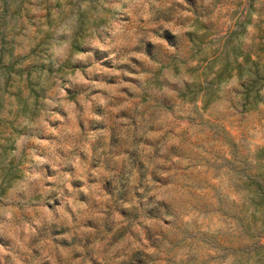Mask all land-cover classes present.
Segmentation results:
<instances>
[{
    "label": "rangeland",
    "instance_id": "374dc122",
    "mask_svg": "<svg viewBox=\"0 0 264 264\" xmlns=\"http://www.w3.org/2000/svg\"><path fill=\"white\" fill-rule=\"evenodd\" d=\"M252 61L264 0H0V264H264Z\"/></svg>",
    "mask_w": 264,
    "mask_h": 264
},
{
    "label": "trees",
    "instance_id": "16d2710c",
    "mask_svg": "<svg viewBox=\"0 0 264 264\" xmlns=\"http://www.w3.org/2000/svg\"><path fill=\"white\" fill-rule=\"evenodd\" d=\"M252 63L249 67H244L247 77L242 83V105L246 107V104H251L250 108H254L261 100L258 89L253 88L257 86L260 78L264 76V69H261L264 65L259 66L257 61H252ZM254 192L259 203H264V181L258 185V189H255ZM262 225L264 227V221H262Z\"/></svg>",
    "mask_w": 264,
    "mask_h": 264
}]
</instances>
